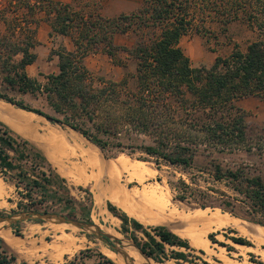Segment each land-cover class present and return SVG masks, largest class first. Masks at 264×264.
Here are the masks:
<instances>
[{"label":"trees","instance_id":"16d2710c","mask_svg":"<svg viewBox=\"0 0 264 264\" xmlns=\"http://www.w3.org/2000/svg\"><path fill=\"white\" fill-rule=\"evenodd\" d=\"M36 4L51 35L68 37L75 49L68 51L62 45L51 49L50 56L57 59V73L46 75L41 84L25 73L26 66L36 60V55L30 52L33 40L10 45L0 40L2 82L15 87L20 94L43 96L57 117L0 94L3 102L62 124L105 154L126 149L129 155L140 153L138 160L153 159L156 167L163 162L190 169L197 154L210 157L213 152H233L246 143L244 118L234 104L248 97L264 99V0H143L136 11L114 18L85 14L71 5L49 0H37ZM24 5L34 12L35 4ZM233 22L244 23L257 34V39L245 51L234 47L227 57H217L209 68L192 67L179 47L180 39L208 33V24L225 30ZM128 33L138 38L131 49L114 44L113 36ZM99 45L113 62L119 50L136 61L134 89L128 87L127 78L119 82L95 79L85 69L82 60L97 51ZM17 55L20 59L15 62L13 58ZM122 136L130 142L144 136L149 138V143L139 140L140 144L125 147ZM209 164L213 168L211 180L224 181L231 195L212 185L191 190L179 180L178 185L184 191L177 200H193L201 209L218 208L222 213L264 229V180L259 176L244 178L238 170L223 172L213 160ZM0 173L14 181L15 187L22 185L24 196L29 200L34 190L45 198L50 197L47 187L60 180L40 150L1 122ZM106 209L121 222L123 233L130 226L143 234L146 242L140 244L136 238L133 240L149 258L165 255L164 244L190 249L187 241L163 226L146 229L109 202ZM223 237L234 244L251 247L241 237ZM207 239L230 251L229 246L216 242L213 235ZM169 257L186 259L181 252H173ZM13 262L14 258L7 256L0 240V264ZM95 264L113 262L98 254Z\"/></svg>","mask_w":264,"mask_h":264},{"label":"rangeland","instance_id":"374dc122","mask_svg":"<svg viewBox=\"0 0 264 264\" xmlns=\"http://www.w3.org/2000/svg\"><path fill=\"white\" fill-rule=\"evenodd\" d=\"M49 1L71 5L73 9L82 10L85 14L95 13L103 18H114L121 14H130L136 11L141 6L143 0ZM26 3L31 5L35 4L33 13L24 8V4ZM36 3L37 0H0V40L2 44L7 45L14 44L18 41L21 42H18L19 44H22L30 39L33 40L34 44L33 48L30 49V52L39 57V59L31 66L27 67L25 73L28 77L36 79L39 83L43 84L46 75L57 73V59H55L54 56H50L51 49L56 50L60 45L64 46V44L62 39L63 36L51 35L48 24L43 21L44 16L39 9L40 6H37ZM43 26L47 31L42 29ZM208 27L209 30L206 34H190L182 37L179 41V47L184 55L189 58L192 67L209 68L217 57H227L233 51L234 47H237L241 51H245L246 47L257 39V34L247 28L242 22H233L229 24L225 30L216 24H208ZM137 41L138 38L133 33L113 36L114 44L120 48L131 49ZM97 48V51L93 54H88L82 60L83 66L91 76L95 79L101 77L105 80H111L114 82H119L122 79L127 78L128 87L134 89L135 81L133 77L135 76L136 61L128 56L123 50H119L116 53L113 62L101 51L103 48L102 45H99ZM19 59L20 55H17L13 58V61L16 62ZM2 76L3 74L0 69V94L12 98L15 101H22L32 109H37L52 117H57L47 106L43 96L29 93L20 94L15 87L12 88L3 83ZM1 103L3 104H1L2 107L0 106V109H2L5 114H22V112L14 106L10 104L9 106L3 101ZM234 107L244 118V127L247 136L246 143L237 147L233 152H213L210 157L197 154L194 157L191 168L186 170L181 167L169 166L163 162H159V167H156L153 164V159H149L148 161L138 160L137 158L142 156L140 153L129 155L126 149L123 152L111 150L109 153L105 154L91 145L79 134L67 128H64L63 130L59 129L56 126L49 125L47 122L42 121L44 127L40 128L39 131L41 139L44 140L29 142L41 151L49 163L51 170L60 178V180L47 187L50 197L45 198L40 192L34 190L31 197L32 199L29 200L24 196L25 191L22 188V185H17V187H15L16 183L14 181L9 180L7 176H3L0 173V185L2 184V192L0 193V216H11L20 212L28 211L56 213L72 220L95 224L101 231L107 233L112 231L116 235V238L119 237V241L123 246L132 244L136 245L133 238H136V241L142 244L146 242L143 234L140 231L132 230L130 226L127 228L128 232L123 233L121 230V222L107 211L106 203H111L113 206L124 212L129 218L132 217L126 213L125 208H131L139 218H144V220H146L147 223H141L146 229L162 226L157 222V220L160 219V213L154 206L152 208H145L143 205L139 204L138 206L133 203L132 200H126L123 197V195L128 196L135 193L133 192L134 190L140 192L148 187V189L151 188L152 190L153 188V190L156 189L155 191L161 193L163 199H165L164 202L169 205L170 210L174 209L179 213L174 216L173 221L171 219L170 222H166L167 226L163 227L171 233L176 234V236L177 233L183 234L184 237L179 238L187 241L190 248L184 250L187 254L185 261L169 257L168 262H165L162 260V257L164 256L158 255L155 259L149 258L150 264H206V259H209L210 256L220 258V260H217L213 257V260L222 264L227 250L218 244L211 243L207 239L208 235H213L216 242L223 243L230 247V251L227 252L234 253L233 256L230 257L235 261L234 264H236V262L241 264L245 262L264 264V244L254 243L243 237L240 233L243 228L252 225L251 223L231 217L229 214L222 213L218 208L201 209L193 202V200H177V196L181 195L182 191H184V189L178 185L179 180H183L191 190L195 188L203 189L206 185H212L231 195L228 184L224 181L221 183H215L211 180L210 174L212 173L213 168L209 164L210 160L217 162L223 172L226 170H238L241 173L240 175L244 178L259 176L264 180V99L255 97L240 99L235 102ZM5 126L8 127V125ZM47 134H52L57 140L60 139L57 143L60 144L61 141L64 145L61 147L63 150L66 149L65 153L67 150H75L79 153L78 155L85 156L86 159L92 163L94 170L88 183L78 186V184L72 183L59 173L60 168H58V164L61 165V163L65 161V155L63 152H59L56 149L51 150V147L48 146V141H45V139H47L46 137H48ZM137 138L149 143V138L147 137L139 136ZM120 139L125 147L141 143L139 140L130 142L124 139L123 136L120 137ZM36 143H38V145ZM41 147L45 150L48 148L49 153L47 157L41 150ZM51 151L52 153H50ZM115 159H125L129 164L138 166L139 172L142 171L141 173H143V181L139 183L135 180H129L128 182L129 173L117 169L116 161L118 160L115 161ZM142 167L144 170H142ZM43 170L46 171L47 169L44 168ZM78 175L80 174L78 173ZM88 175L89 169L86 172V178ZM30 178L35 177L30 176ZM179 188L182 190L180 191ZM188 191L189 190L186 192ZM113 199H115L114 202ZM150 210L152 211L150 212ZM111 221H113L115 225L110 223ZM222 223L223 226H220L219 224L222 225ZM57 228L63 229L65 233H74L77 238L84 241L81 245H76L78 246L77 249L75 246L71 249L69 248V250L64 244L61 245V243L58 242L54 244V238L60 235ZM176 229L177 231L175 232ZM7 231V240H4L1 236L0 240L3 242V248L7 256L14 258L13 264H28L29 262V264H64L65 262L70 261H74L76 264H95L98 260V254L108 258L113 264H117L115 257L117 255L111 251L107 244L101 242L95 236L83 233L77 229L40 222H24L12 226L11 228H7ZM45 232H47V234ZM224 235L245 239L251 244V247L253 248L251 250L252 253H250L248 257L245 256V248L234 247L231 242L223 237ZM190 236H196L194 238L200 241H208L207 243L210 252H204L200 248L193 247L187 239L190 238ZM39 241L43 242L40 243ZM48 244L55 245L58 249L55 251L46 249ZM105 249L113 253L115 256L110 257L106 255L104 252ZM173 250L174 249L169 246V256L173 252H176ZM238 253L241 255L235 256V254ZM21 255L24 256L22 257ZM74 257H76L75 260H73Z\"/></svg>","mask_w":264,"mask_h":264},{"label":"bare ground","instance_id":"6f19581e","mask_svg":"<svg viewBox=\"0 0 264 264\" xmlns=\"http://www.w3.org/2000/svg\"><path fill=\"white\" fill-rule=\"evenodd\" d=\"M2 101H0V106H1V104H3V103H1ZM8 104V103H7ZM9 105V104H8ZM5 106V105H4ZM7 106V105H6ZM10 106V105H9ZM21 112H22V116H16V117H14V116H12L11 118H9L7 115H3V116H6L7 118H9L10 120H9V124H10V126L13 128V129H15L17 132H19L20 134H22L23 136H25L26 138H28L29 140H31V141H33V142H38V141H43L44 139H41V137L39 136V135H36L35 133H34V131L32 130V126H31V122L32 121H34V122H36L37 120H40V121H42L43 120V118H40V117H38V116H36L35 114H33V113H30V112H26V111H23V110H20ZM3 111L0 109V113H2ZM10 121H11V123H10ZM33 123V122H32ZM41 127V126H40ZM54 132V131H53ZM18 133V134H19ZM43 134V133H42ZM47 136L48 137H46L47 139H45V141L47 142L48 141V146L49 147H51V150H58L59 152L61 151V152H63L64 153V155L65 156H67V158H66V162H71L74 158H76V157H78V155H77V153L75 152V150L73 151H68L67 150V152L65 153V150L66 149H64L63 150V148L61 147L63 144L61 143V141H60V144L59 143H57V141H59V140H57L56 139V137H54L52 134H47ZM42 138H44V137H42ZM44 143V142H43ZM37 145H38V143H36ZM68 144V143H67ZM74 145V144H73ZM64 146V145H63ZM69 147V146H68ZM70 148V147H69ZM74 148V147H73ZM48 149V148H47ZM50 149V148H49ZM50 153H52V151L50 152ZM86 153V152H85ZM87 154V153H86ZM58 156V155H57ZM49 157V156H48ZM92 157V156H91ZM51 158V157H50ZM52 158H54V157H52ZM77 159V158H76ZM55 160V159H54ZM116 160H118V159H115V161ZM53 161V160H52ZM56 161V160H55ZM94 161V160H93ZM141 163V162H140ZM71 165H70V169H67V168H65L64 166H63V164L61 163V165L60 164H58L59 165V167L58 168H60L59 169V173L63 176V177H65V178H67V180H69V181H71L72 183H74V184H78V186L79 185H82V184H85V183H87V178H86V175L84 174V160L83 159H81V163H78V164H76V163H70ZM114 164V163H113ZM116 164H117V169H120L121 171H126V172H128L129 173V179H128V182H129V180L130 181H132V180H135V181H138L139 183H141L142 181H143V173H141V172H139V167L138 166H133L132 164H129V162L127 161V160H125V159H119L118 161H116ZM134 165H136V164H134ZM145 165V164H144ZM115 166V165H114ZM143 166V165H142ZM57 167V166H56ZM87 168L90 170V169H92V170H94V168H93V165H92V163H90V161L89 160H87ZM143 168V167H142ZM142 170H144V168L142 169ZM115 171H117V170H115ZM147 171V170H146ZM118 172H120V171H118ZM78 173L80 174V175H78ZM121 173V172H120ZM75 175V176H74ZM77 175V176H76ZM89 175H90V173H89ZM92 175V174H91ZM145 175V174H144ZM148 175V174H147ZM81 177H83V178H81ZM147 177V176H146ZM85 178H86V180H85ZM127 180V179H126ZM144 184V183H143ZM2 185V184H1ZM1 185H0V193L2 192V187H1ZM141 188V187H140ZM155 189V188H154ZM156 190V189H155ZM155 190H153V188H152V190H151V188H149L148 189V187H147V189H144V190H142V191H140V192H136L135 190L133 191V192H135V193H133V194H131V195H123V197L126 199V200H132V202L133 203H135V204H139V205H143L145 208H148V207H155L157 210H158V212L160 213V219H158L157 221H167V220H169V222H170V220L172 219V221H173V218H174V216L175 215H178L179 213H177V211H175L174 209H172V210H170V208H169V205L167 204V203H165L164 201H165V199H163V197H162V195H161V193H159V192H157V191H155ZM130 192V191H129ZM132 192V191H131ZM161 192V191H160ZM128 193V192H127ZM110 194V193H109ZM113 194V193H112ZM126 194V193H125ZM115 196V195H114ZM120 196V195H119ZM117 198V197H116ZM115 198V199H116ZM115 199H113V202H114V200ZM120 199V198H119ZM100 200V199H99ZM122 200V199H121ZM125 201V200H124ZM167 201V200H166ZM117 202H119V201H117ZM121 202H123V201H121ZM131 202V201H130ZM115 204H117V203H115ZM118 205V204H117ZM136 205V206H137ZM138 205V206H139ZM99 206V205H98ZM132 206V205H131ZM138 206H137V208H138ZM171 206H172V204H171ZM175 206V205H174ZM100 207V206H99ZM98 207V208H99ZM132 208H133V206H132ZM140 208V207H139ZM176 208V207H175ZM184 208V207H183ZM123 209V208H122ZM124 210V209H123ZM125 211H126V213L129 215V216H131L133 219H135V220H137L138 222H140V223H147V222H145L144 220H143V218L141 219V218H139L137 215H136V213H134L132 210H131V208H125ZM152 210H150V212H151ZM154 211V210H153ZM186 212V211H185ZM155 213V212H154ZM180 213H182V212H180ZM216 213V212H215ZM152 214V213H151ZM186 214V213H185ZM184 214V215H185ZM155 215V214H154ZM183 215V214H182ZM203 215V214H202ZM218 215V214H217ZM165 216V217H164ZM187 216V215H186ZM185 216V217H186ZM198 216V215H197ZM197 216H195V217H197ZM213 216V215H212ZM161 217H162V219H161ZM111 218V217H110ZM182 218V217H181ZM147 219V218H146ZM177 219H178V217H177ZM180 219V218H179ZM140 220V221H139ZM198 220H199V218H198ZM230 220V219H229ZM168 222V221H167ZM222 222V221H221ZM224 222V221H223ZM226 222V221H225ZM110 223H112V224H114L113 223V221H111ZM115 225V224H114ZM220 226H223V223H222V225L221 224H219ZM234 225V224H233ZM162 226H167V225H165V224H163ZM246 226V225H245ZM179 230V229H178ZM32 231V230H31ZM53 231V230H52ZM51 231V232H52ZM57 231L60 233V235L59 236H57V237H53L54 239H55V242H53V240H52V242L55 244V243H61V245L62 244H64V245H66V247L68 248V250H69V248L71 249V248H73V247H75L77 244L78 245H81V243L84 241V240H82V239H79V238H77L75 235H74V233H65L64 232V230L63 229H60V228H57ZM56 231V232H57ZM177 231V229L175 230V232ZM181 231V230H180ZM30 232V231H29ZM34 232V231H33ZM36 232H38V231H36ZM54 232V231H53ZM71 232V231H70ZM43 233V232H42ZM46 234H47V232H45ZM44 233V234H45ZM108 233H110L111 235H113V236H115L116 237V235L111 231V232H108ZM186 233V232H185ZM194 233V232H193ZM240 233L242 234V236L243 237H245V238H247V239H249L250 241H253L254 243H257V244H264V229L263 228H261V227H259V226H255V225H250V226H248V227H245V228H243L241 231H240ZM8 234V231H7V229L5 230V229H2L1 227H0V236L4 239V240H7V235ZM43 234V235H44ZM27 235V234H26ZM54 235V234H53ZM176 235V234H175ZM188 235V234H187ZM28 236V235H27ZM40 236V235H39ZM45 236V235H44ZM177 236L178 237H180V238H183L184 237V235L183 234H180V233H177ZM29 237V236H28ZM188 237V236H187ZM186 237V238H187ZM194 237H196V236H190V238H187L188 239V242L193 246V247H197V248H200L202 251H204V252H210V250H209V247H208V241L206 242V241H200V240H197L196 238H194ZM13 238V237H12ZM45 238V237H44ZM118 239H119V237H117ZM25 239V238H24ZM43 239V238H42ZM42 239H40V240H42ZM186 239V240H187ZM10 240V239H9ZM32 240V239H31ZM51 241V240H50ZM31 242V241H30ZM40 242V241H39ZM41 242H43V241H41ZM40 242V243H41ZM44 243H45V241H44ZM20 245V244H19ZM46 245V244H45ZM36 246V245H35ZM98 246V245H97ZM77 247L78 246H76V249H77ZM80 247V246H79ZM20 248V247H19ZM27 248V247H26ZM13 249V248H12ZM15 249H17V248H15ZM23 249V248H22ZM46 249H49V250H51V251H55V250H57L58 248H57V246H55V245H49L48 244V246L46 247ZM76 249H74V250H76ZM83 249V248H82ZM123 249H124V251L132 258V260L134 261V264H145L146 263V261L145 260H143L140 256H139V254L130 246V245H125V246H123ZM21 250V249H20ZM64 250H65V248H64ZM73 250V249H72ZM104 250V249H103ZM77 251V250H76ZM13 252V251H12ZM20 252V251H19ZM40 252V251H39ZM43 252V251H42ZM63 252V251H62ZM105 254L106 255H108V256H110V257H112V256H115L113 253H111L110 251H108V250H106L105 249ZM29 253V252H28ZM34 254V253H33ZM19 255V254H18ZM17 255V256H18ZM22 256V255H21ZM24 256V255H23ZM22 256V257H23ZM44 257V256H43ZM116 257V263L117 264H125L124 262H123V259H122V257H120V256H115ZM20 258V257H19ZM48 259V258H47ZM46 259V260H47ZM54 259V258H53ZM24 261V260H23ZM115 261V260H114ZM223 264H233V263H231V262H229L228 260H226V259H223ZM30 263V262H29ZM28 263V264H29ZM242 264H250V263H242Z\"/></svg>","mask_w":264,"mask_h":264},{"label":"water","instance_id":"95a60500","mask_svg":"<svg viewBox=\"0 0 264 264\" xmlns=\"http://www.w3.org/2000/svg\"><path fill=\"white\" fill-rule=\"evenodd\" d=\"M0 114L1 115H7L4 112H2ZM36 116L43 118L39 115H36ZM4 117L6 120H10L9 118H11L10 116H8L9 118H7L6 116H4ZM43 121L47 122L49 125L56 126L62 130L64 128H67L58 122H53L50 118H43ZM67 129H69V128H67ZM69 130H71V129H69ZM71 131H73V130H71ZM73 132H75V131H73ZM75 133H77V132H75ZM24 222H40V223H44V224L66 226L68 228L77 229L83 233L95 236L101 242H104L105 244H107L109 246V248L111 249V251L115 255L122 257L123 262L125 264H134V261L132 260V258L124 251L123 245L121 244L119 239L116 238L115 236L107 233V232L101 231L100 228L95 224L77 221V220H72V219H69L63 215L56 214V213H49V212L28 211V212H20L18 214L11 215V216H0V227L2 229L11 228L12 226H15L17 224L24 223ZM130 246L139 254V256L143 260L146 261L145 264H150L149 263V257H147L145 254H143L135 244H132Z\"/></svg>","mask_w":264,"mask_h":264},{"label":"crops","instance_id":"0c3cea01","mask_svg":"<svg viewBox=\"0 0 264 264\" xmlns=\"http://www.w3.org/2000/svg\"><path fill=\"white\" fill-rule=\"evenodd\" d=\"M43 30L45 29L44 28V26H43V28H42ZM45 31H47L46 29H45ZM62 39H63V44H64V47L66 48V50H68V51H74V46H73V44L71 43V41L67 38V37H62ZM42 40V39H41ZM40 40V41H41ZM43 41V40H42ZM39 59V57H37L36 56V60H38ZM55 59H56V57H55ZM36 60H35V62H36ZM29 66H31V65H29ZM29 66H26V68L27 67H29ZM26 68H25V71H26ZM2 107V106H1ZM2 110V109H1ZM4 112V111H3ZM8 115H9V113H8ZM9 116H14V117H16V116H22L21 114H15V113H11V115H9ZM9 122V120H6L5 119V117L3 116V115H1L0 114V122L1 123H4L5 125H8V127L14 132V133H16V135H19L20 137H22L23 139H26V140H28V141H30V142H33V141H31V140H29L28 138H26L25 136H23L22 134H20L19 132H17L15 129H13L11 126H10V124L8 123ZM43 121V120H42ZM42 121H40V120H37L36 122H34V121H32L31 122V126H32V130L34 131V133L36 134V135H39V136H41L40 135V131H39V129L40 128H43L44 126H43V123H42ZM11 123V122H10ZM41 126V127H40ZM19 133V134H18ZM41 150L44 152V154H45V156L47 157V155H48V149H46L47 150V152H46V150L43 148V147H41ZM76 153H77V155L79 154L77 151H75ZM66 158H67V156H65V161H63L62 162V164H63V166L65 167V168H67V169H70V163H76V164H78V163H81V159H83L84 160V174L86 175V172L88 171V168H87V160L88 159H86V157L85 156H80V155H78V157H76V158H74L70 163L69 162H66ZM81 158V159H80ZM86 159V160H85ZM94 168V167H93ZM89 173H90V175H88V177H87V183H88V181H89V179L92 177V173H93V170L92 169H90L89 170ZM85 180H86V178H85ZM143 220H144V218H143ZM145 222H146V220H144ZM168 222H169V220H167ZM167 221H157L160 225H163V224H165V225H167ZM156 222V223H157ZM140 223V222H139ZM169 231V230H168ZM227 241H229V240H227ZM229 242H231V241H229ZM231 244L234 246V247H244L245 248V253H244V255L245 256H247L248 257V255L250 254V253H252L251 252V250L253 249L252 247H245V246H240V245H237V244H234V243H232L231 242ZM164 246V252H165V255H163L164 257H162V260H164L165 262H168V260H169V245H166V244H164L163 245ZM170 248H173L174 250L173 251H176V252H181V253H184L185 255H187L185 252H184V248H180V247H175V246H170ZM228 254V255H227ZM233 254L234 253H232V252H225V259L226 260H228L229 262H231V263H233L234 264V260H232L230 257H232L233 256ZM237 255H241L240 253H238V254H235V256H237ZM216 258L217 260H220V258H217V257H215V256H210V258L208 259H206V264H219L217 261H214L213 259L214 258ZM239 259H243V258H239ZM245 263H250V264H255V263H252V262H245ZM223 264V263H222ZM236 264H241V263H237L236 262Z\"/></svg>","mask_w":264,"mask_h":264}]
</instances>
